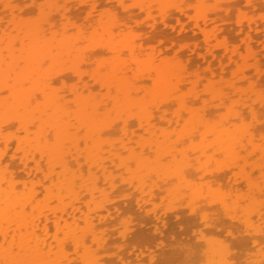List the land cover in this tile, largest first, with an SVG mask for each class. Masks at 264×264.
Returning a JSON list of instances; mask_svg holds the SVG:
<instances>
[{"label":"bare ground","instance_id":"obj_1","mask_svg":"<svg viewBox=\"0 0 264 264\" xmlns=\"http://www.w3.org/2000/svg\"><path fill=\"white\" fill-rule=\"evenodd\" d=\"M172 1H171V3H172ZM186 1L185 2L181 1V3H183V5L185 4L183 7L181 6L182 4L179 5V8L177 5L175 6V8L178 9L179 11L176 9L175 10L178 11V13L180 12L179 14L187 16L190 14V12H189V9L187 8L189 3H186ZM201 1H202L201 6H203L204 1L203 0H201ZM216 1H219V0H216ZM261 1H263V0H259V1H257V0H246V3L250 7L249 10H252V9L254 10V7L257 8L258 5L262 4ZM52 2L54 5L53 6L54 9L51 8V11H49L48 13H45V12L42 13V15H46V16H44V20H42V19L34 20L32 18V16L29 17V15H31V14H29V12H28V8L25 4V0H20V2H19V0H0V7L3 8V11H2L3 15L2 16H5L4 18L6 19L5 20L2 18V20L0 22V31H1V34H0L1 35L0 36L1 37V39H0V264H69V263L65 262L68 260V259L66 260V258L71 257V258H69L70 260L73 258L75 259L77 254H78V256H80L79 260H81L79 264H101V263H99L100 261L98 262V259H96L94 257V255L92 253V252H94V250H92V251L90 250L91 244L88 243V241L91 238H94L99 243H101V244L103 243V245H105L107 242H109V240H108L109 238H107L106 236L100 235L99 228L101 227L102 224L100 225V222L98 223V220L102 221V223L104 225L108 224L107 222L109 221L108 219H110V218L106 219L107 215H104L103 212L106 211L109 214V213H111V210H113V208H112L113 206L111 207V205H109V201L111 199V198L109 199V197H110V194L112 193L111 191H113L115 189V186L117 184H119V182H116L117 184L114 182L113 178L116 177V176L113 177L114 174L111 175L113 178L110 175H105L103 179L107 178V185L104 183V185L100 186V183L98 182V180L100 178L98 179V175L96 176V174L99 172L97 171L95 174L94 173L95 171L93 170L94 171V172L92 171L93 173L92 172L90 174H87V173H89V171H90L89 167L90 168L92 167L91 164L94 165L95 162L97 163L96 165H99V167H101L100 168L101 172L107 173V172H109V170H112V169H108V171H107L108 167L102 165V163H101L102 160H103V162H104V160H106L103 157L104 151H105V153L109 154V158L106 157L108 154L104 155L106 158L109 159V160L107 159L106 162L110 161V163H109L110 167L109 168H111V166H112L111 163H113V164H116V166L117 165L122 166L123 171H124V169H126V173L128 171L127 175L128 176L130 175L133 178L132 185L135 187L134 189L136 191L138 190L137 192H142L139 194H141V195L144 194V196H145L146 193L148 194V192L150 191V194L148 196L152 195L151 191L153 188L151 186H153V185L155 186V183H153L152 179H155L156 177L160 178V180H158L159 182L156 180L158 182V184L156 183L157 184L156 189L159 190L158 187L160 186L159 184H162L161 183V181H163L162 179L165 180V178L167 177L172 182L171 181L168 182L166 179V182L168 184V185L166 184L167 185L166 188H169L170 190L172 188V190L169 192L177 199L176 201H174V203H177V201L181 202L183 199H187L189 204H188V202L185 203V205L188 206V207H186V206L185 207L188 209H191L192 213L195 212V214H198L200 212V214H202V210H205L204 212L207 213L208 211H206L205 205H204V207L198 206V205H200V202H198V199H201L200 194H202L203 197L207 196V195H205V191H203L204 193L203 192L201 193V191H202L201 187L204 188L203 190H205L209 186L208 181H211V183H212V185L210 186L211 190L213 189V187H216V185L218 184L217 185L218 188H215L214 190H216V191L222 190L221 192H223L224 191L223 186L225 187V185L223 183H222V185L219 184L220 180H218V178H220L221 176L218 177L217 179L214 178L215 180H218L219 182L217 184H213V182L215 180L212 181L213 178L211 180L210 177L211 176L213 177L214 175H211L208 173L209 177H207V178L208 179L210 178V180L206 179L208 184H206V182H204L205 185H207V186L205 187L204 183L200 184V185L198 183H195V185L198 184L195 187L194 183H193L194 181L197 180L196 182H198V181L202 180L201 178H206V176H207L206 175L207 172L205 174H201V173H204V171H205V169H204L205 168L204 167L205 162L203 160V162H204L203 164L202 163H199V164L196 163L197 165L194 164V166H193V161H191V159L193 158L192 155L191 156L187 155V156L191 157L190 160H188L187 162H185V161L183 162V160L177 161L180 158L177 157L178 158L177 159L175 154L178 153L179 148H176V147L179 145L175 146L176 144H173L174 147L172 146V144L170 147L164 146V144H166V142H167V139H168L167 136L169 134H167V136L164 135L165 129L163 126H165V125L161 126L163 123L164 124L167 123L169 125L170 124L172 125V123L174 125V123H175V125H176L177 123H179L180 120H182V118H184L185 114L191 115V117H190V115L188 116V118H190V119L186 123H184L185 125L183 127L181 126L182 127L181 129H183V131H184L182 134H185V136H187V137H185V139L190 138L191 136L196 134V135L201 136V138H199V140L202 139V137L203 138L206 137V138H204V144L207 145L205 142V139L209 140L210 138H212V139H210L209 142H207V143H209V147L207 146L208 148H206L204 146V144H202V142H201V144L203 145V147H202L203 150H204V147H205V151H206V149H209L211 146V148H213L214 151H216L215 154L213 153L215 156H217V158H215V162L218 161V157H221V156H223V157H221L220 159L227 158L226 161L229 162V163L227 162L228 163L227 164L226 161H224L227 165H224V163H223L224 168H223V166H219L218 168H216L215 172H213L214 170L212 171L213 174L217 173V175H218L219 173H223L222 175L225 176L226 171L224 172L223 170L227 169L228 174H229V172H231V169L234 166H236L234 168H237L239 161L241 159L244 161L243 157L239 160L238 156L241 157L240 154L242 152L238 153V149H239V151H241L242 149L245 150V148H247L246 146H249L251 149L248 147V151L246 150V153L247 152L250 153V151L252 152L254 150H255L254 153L256 152L257 154L260 153V151H262V153H260V154L263 155V153H264L263 152L264 149L262 148L260 150V148H257L256 144L254 145V142H253V140L256 141L255 136L256 135L258 136L259 133L258 134L256 133L254 136L253 133L250 131V130H254V132H255V129L258 127V126L257 127L255 126L257 124H254L253 123L254 121H253L252 124H254V126L252 129H250L246 126H243V125L242 126L245 129L244 128L241 129V127L237 125L238 122L241 124H242V122H244L243 121L244 116H243L242 112L238 111L237 109L233 110V115H231V116L234 117V120H236V122L238 120L237 123L233 122L234 120L233 121L231 120V116H230V118L228 117L229 118L228 119L225 116V114H222V113L220 114L217 112V110H215V112H214V110H212V112H214V114H213L214 116L218 115V116H216L217 118L215 119V121L213 120L215 118L213 116L214 117L212 119L213 123L210 122L211 119L209 118V116H206V117L209 118L210 123L204 117L206 115V113L211 111V108H210L211 105L209 104V102H210L209 99H211V100L218 99L219 101L222 102V103L219 102V104L223 105L225 107L224 104H226V103L223 102L224 99L225 98L230 99L233 95L238 96L237 98H239V95H241L240 97L243 98V101L241 99L238 101H232L233 102L232 103L231 99L230 100L228 99L230 102L229 105L232 104L231 108H235V106L238 104L239 101H240V105H241V102H243L244 104L246 103L244 105V107H245L246 105H249L250 102H248V101H250V99H251L252 100L251 102H253V103L251 104V106L249 105L250 109H249V106L246 108V112H247V109H249V111L247 113H249V112L251 113V114L249 113L251 115V118H253V117L256 118L257 114L260 116V114L258 113L259 111H257L256 104H255L256 108L254 107L253 104L259 103L258 105L262 106V108H264V91L262 90V92H261V89H260L264 86L263 79H262L264 77V76L262 77V75L264 74L263 73L264 72V58H261L259 56H254V53L256 52L255 50H257V49L254 50V48H255L254 43H255L257 37L252 36L251 33L253 30H255L259 34L258 38L259 39L263 38V41H264V20H263L264 14L261 17L262 18L261 21H256L255 19L251 20L253 18L252 14L254 13L252 10L251 11L252 14H250V13L248 14V15H251L250 18L248 19V21L243 20V23L246 22V26H244L245 23H244V25L239 24V23H241V21L237 24L238 26H241V27H239L240 28V29H238L239 31L238 32L236 31V32L239 33L241 36H243V38H245L244 39L245 40V46L244 45L243 46L246 48H243V46H242V48H243L242 50L246 49L244 51L241 50L240 45H239L240 47H237L238 44H237V46L234 45L235 43L228 45L229 41L232 40L231 38H233V37L229 36V34L224 33V34L228 35L227 38H229L231 40H228V41L226 40L227 42L226 41L224 42L225 39H223V42L220 41L222 39L220 36L223 35L221 33L224 32V30L222 28L224 26V23L229 22V24H231V22L234 20V18L232 20V17L228 16V14L231 10L232 11L234 10V6H237L236 8H238L237 3L235 5L229 6V9L227 8L226 11L224 10L225 12L222 11L223 9L220 8L221 4H220V6L218 5L219 8L221 9L220 10L221 12L220 11L218 12L216 10L214 11V9L211 8L212 14L214 12L215 17L214 16L210 17V15H211L210 10H208V14H206V15H203V16L199 15L200 17L197 16L199 18V20L197 23L198 27L195 30L200 29L203 32V34L205 35V39L207 42L205 43L204 48L206 50L202 49L204 51V52L202 51L203 52L202 53L200 49L203 46L200 48L198 46L199 43H197L192 49L190 48L189 51L191 50V53L193 51L194 54L197 51L198 56H200L199 61L201 63L200 62L199 63L205 65L207 68V69L203 68V70L205 69V72L204 73L202 72L203 73L202 80H204L203 82L206 83L205 84L206 85L205 91L207 92V95L200 93V94H202L203 97H201V95L200 96L198 95L199 92L196 93L194 91L196 89L195 86H196L197 82H199V83L201 82V81H199L200 78L198 76L199 71L194 72L192 70L193 72H190V71L188 72V69L191 67V66H188V64H187L189 62H186V60H185V62H182L181 61L182 59H180V58H183V56H186V55H183L184 53H186L185 50H183V49H185L184 47L186 45L182 46L181 43L180 44L176 43L177 44V48H176L177 51H176L175 47H173V46L172 47L167 46L168 51L166 50V48H164L163 50H160L161 56H162V53L164 54V56H162L160 58V61H161L160 66L157 68V71L149 72L147 74V78H146L148 81L149 80L150 81L160 80V82L162 83V92H163L162 96H160V95L158 96V94H155L153 96V99H152L153 105L155 106L154 99L155 100L156 99H158V100L162 99V101L165 102V105H163L164 107L167 104L169 105V104H173L176 102L177 104H179V106L176 105V107L178 106L179 109L177 110L178 112L176 111V113H175L176 114L175 118L166 119L167 116L165 117V112H167V111L164 108L165 112L161 113L160 116L158 115V117H160L159 120L162 119L161 123L155 124V123H153V121H154L153 119H155V117H152L151 116L152 113L151 114L148 113L147 110L145 109L144 104L141 103L140 101H138V99H136L135 95H133L134 93L132 92V88H131L132 84L131 83L128 84V75H129L128 71L130 69L129 63H128V65L126 63H124L123 65H119L118 63H114V64L110 65V64H107L106 62H103L102 67L99 69L98 68H96V69L93 68V70H92V68L86 69V70H89V72H87V75H88L87 79H89V80L88 81H87V79L85 80V77L87 75H85L84 67L86 65L82 66V64L84 65V63H86V60L89 61V58H91V57H87V55H85L82 52V48L80 47L79 42L76 40L77 38L79 39V37L75 36L73 34V31H71L72 35L71 34H70V36L67 35L68 32H70L69 28L71 29V27H73L77 24V23H75L77 17L75 18L73 16V19L75 18L74 19L75 21L74 22L71 21L72 19L68 16L69 13H66L67 12L66 8L68 5L65 8L62 7V9L59 8V10H58V8H56V5H55L56 2H54V0H52ZM63 3H64V1H63ZM174 3L176 4V3H178V1H174ZM171 6H173V5H170V7ZM180 6L182 8H180ZM201 6H200V8H201ZM205 6H203L204 8H201L204 10L203 12L200 11L202 14L207 13V11L205 10ZM261 6H263V4ZM261 6H259V7H261ZM91 7L92 8H90V10H89L88 17H86L84 19L87 24L92 23L94 21L95 16H96L94 14L97 11L98 5H97V3H94ZM251 7H253V8L251 9ZM215 9H216V7H215ZM217 9H218V7H217ZM238 9L237 10L235 9V10L239 11L241 13V9H239V10ZM261 9H263V8H261ZM103 10L105 11L106 9H103ZM245 10H242V12ZM128 11H129V16H128L129 21L126 23L122 22L118 26L120 29L122 27L124 28V26H125L126 28H128L127 32L131 28V24L129 22L132 21V22L138 24V22L135 21L137 17L133 13H131L132 11H130V10H128ZM261 11H263V10H261ZM54 12H56V15L57 14L58 15L57 16L53 15ZM187 12H189V14ZM248 12H250V11H248ZM192 13L190 14V16L192 15ZM243 13H245V12H243ZM243 13H242V15H243ZM230 15L232 16L233 14H230ZM227 17L229 19L231 18L230 21H227L228 20ZM234 17H237V16H234ZM238 17H240V16L238 15ZM29 18H32V19H29ZM224 18H227V20H224ZM237 19H239V18H237ZM244 19H245V16H244ZM239 20H242V19H239ZM219 22L220 23L223 22L222 27L218 26L219 24L215 25L216 23H219ZM233 22H235V21H233ZM209 23H213V24H211V26H210ZM167 24H168L167 26L170 27L169 23H167ZM225 24H228V23H225ZM129 25H130V27H129ZM234 25L236 26V22ZM226 26L227 25H225V27H224L225 30H226V28H228ZM228 26L230 27V25H228ZM219 27H221L222 29ZM231 27H233V23H232ZM57 28L59 29L61 34H58ZM126 28L121 30V31H123L124 33H127V32H125ZM132 29H133V27H132ZM188 29H189V27L187 28V30L184 29L185 32L186 31L188 32ZM71 30H73V28ZM227 31H228V29L225 32H227ZM183 32L184 31L182 30V33ZM193 34L195 35V33H193ZM233 34H235V33L231 32L230 35H233ZM50 35H51V37H50ZM234 36H236V34ZM75 37H76V39H74ZM219 37H220V39H218ZM223 37H225V35ZM258 40L256 42H258ZM169 41H171V40H169ZM169 41H166V42H169ZM171 42H169V43H171ZM213 42L215 43V45L213 44ZM169 43H168V45H171ZM207 43L209 44V46L206 45ZM217 43H218V46H217ZM77 44H78V46H77ZM113 44L114 43L110 42V44L105 49H107L108 52H111V53L119 56L120 52H122V51H121L120 47H118L116 44L115 45H113ZM173 44L174 43L172 42V45ZM176 44H174V46ZM178 45L179 46L181 45L182 47L180 48ZM201 45H203V44H201ZM54 46H55V48H54ZM206 46H207V48H206ZM123 47H124V49H127L132 55H134L137 51L136 47L132 46V45H124ZM189 47H191V46H189ZM80 48H81V50H80ZM102 48H103V50H105L104 47H102ZM216 49H219V50H216ZM181 50H183V54H181L182 53ZM199 51H200V53H199ZM188 54H190V53H188ZM181 55H182V57H181ZM194 57L192 59H194ZM184 59H186V58L184 57ZM188 59H190V58H188ZM227 60H230V61H227ZM199 63H197V64H199ZM215 63L219 65V66L217 65L218 67H220L219 69L218 68L215 69V65H216ZM106 64L109 66H106ZM194 64H192V65H194ZM43 67H45V69ZM82 68L84 70H82ZM200 68L202 70V67H199V69ZM56 69H57V71H56ZM208 72L210 73V77L208 75L209 74ZM251 72H253L254 74L252 73L253 75H251L250 74ZM227 75H229L228 79L232 76L231 77L232 80H230V79L227 80L226 79ZM71 77L78 78L82 84H80L79 87L77 86L79 89H77L76 87L74 88V86L78 85V84H74V83H73L74 86L70 87L72 94L76 95V97H75V99L74 98L70 99V100H72V103L69 104L70 102L68 103V101H65L67 99L66 98L67 96H65L66 94L65 93H63L65 95H63L62 93L60 94L56 89L57 86H55V83L61 82V83L66 84V82H69V80H71ZM197 78H199V79H197ZM185 82H186V85L188 87H190V89H189L190 91H189V93L183 94V91L185 90L184 87H186V86H184ZM223 82L226 85L230 84L229 86L225 87V88H228V87L230 88L229 92L226 89H224V90L222 89L224 86L221 88V90H219L220 88L217 89V87L214 86L216 83H217L216 85H220V86L224 85ZM242 84H247V85H245V87L247 86L248 88L244 89L243 88L244 86L243 87L241 86ZM69 85L72 86V84H69ZM96 87H101L100 89H102V90L104 89V91H102L100 89L98 90V94L101 95L104 99L98 98L97 97L98 95L95 94V91L93 92V89H96ZM214 87L217 90H214L215 89ZM258 87H259V89H258ZM200 88H202V87H200ZM60 89L62 90V88H60ZM263 89H264V87H263ZM105 90L107 92H105ZM225 90L227 92H225ZM103 92H104V94H103ZM185 92H187V91H185ZM230 93H232V94H230ZM230 95H231V97H229ZM38 96L41 97V102H44L42 105V106H44L43 108L40 105V103L38 105H36L35 107H32L33 103L38 100ZM184 96H186V97L188 96V97L186 98ZM204 96H206V97H204ZM248 97H250V99ZM193 98L195 99L194 100L195 102H199V100H200V103H202V105L204 104L203 107H205V109H207L210 106L209 107L210 110L209 111L206 110V112L204 113V111L199 110L200 111L199 112V111H197L198 109L197 110L194 109L193 107H195V104L193 103L194 102ZM201 99L204 101L201 102ZM218 100H217V102H218ZM246 100L248 103L246 102ZM137 101H138V103H137ZM188 101L191 103L190 105L187 103ZM159 104L160 103L157 104V107ZM193 104H194V106H193ZM180 105H182V108H180ZM226 105H228V104H226ZM109 106H110V108H109ZM161 106H162V104H161ZM169 106H167V107H169ZM198 106L200 107V104ZM212 107H214V106H212ZM220 107H218V108L220 109ZM242 107H243V105H242ZM172 108L176 109L175 106L174 107L172 106ZM218 108L216 107V109H218ZM154 109H155V107H153V110ZM148 111L150 112V108ZM230 111H232V109ZM256 111H257V113H256ZM212 112L209 113V115H212ZM113 114H117V115L114 117ZM175 114L173 113V115H175ZM219 114L223 115L224 117L220 116ZM182 115H184V116H182ZM244 115H246V114H244ZM252 115H253V117H252ZM246 116H248V115H246ZM245 118H247V117H245ZM133 119H136V120H134L135 122H131V120H133ZM262 119H264V118H262ZM156 120L157 119H155V121ZM259 120H261V119H259ZM163 121H165V122H163ZM13 123L17 124V126H16L17 129L15 130L16 133L14 135L12 134L10 136L9 133H7L5 130H7L9 132L10 131L9 129L13 128V126L15 125ZM244 123H246V121ZM251 125H250V127H251ZM174 128H176V131L180 130V129H177L178 128L177 126L173 127L172 129L174 130ZM262 128H264V127L262 126ZM139 130H143L144 132L148 133L150 135V137L148 138L146 136L148 139L143 138L142 135H139ZM12 131L10 133H12ZM103 131H106V133L110 132L112 134H114V133L119 134L118 138L112 137V138H114V139H112L110 137L112 134L107 133L110 135L107 138V139H109L108 144H106L108 147H105V148H108L107 152L105 149H103L104 143H106V142L100 141V139H101L100 135ZM3 132H6V133H3ZM20 132L23 133L21 136H20ZM181 132H179V133H180L181 138H182L183 135L181 134ZM263 132H264V130H263ZM260 133H261V131H260ZM103 134H105V133H103ZM158 135H160V137H158ZM261 136L263 137V135H261ZM138 137H139V139H138ZM11 138L15 139L14 143L16 145L15 146L16 148H14L15 149L14 152L12 151L13 152L12 155H10L11 154L10 151L13 148L11 150H9L11 148L10 147ZM253 138H255V139H253ZM169 139H170V143H172L171 142L172 137ZM183 139H184V137L182 138V140ZM258 139L259 138H257V141L260 140V139L259 140ZM2 140H3V143L6 144L5 147H3L4 144L1 142ZM244 140L247 141V143H244ZM261 140H262V138H261ZM78 141L81 142V144L83 141L85 148H83L81 146L80 148H83V149L80 150L79 146L81 144H79ZM187 141H188V139H186V142ZM189 141H191V140H189ZM195 141L196 140H194V144L196 143ZM262 143L264 144L263 140H262ZM155 144H156V146L154 147ZM259 145H260V142L258 144V147H259ZM189 146H191V145H189ZM196 146H198V145H196ZM196 146H195V148H192V149L202 150V148L198 149V147L196 148ZM153 147L155 149H156V147H159L158 150L156 149V153L158 151H161L162 153H159L158 156H157V154H155V155L157 156L156 157L157 159L158 158L159 159L161 158L162 160L164 159L163 161L161 159L160 160L158 159L159 161H156L157 160L156 159V160H154L156 162H153V163H152V161L147 162V158H145L146 156L144 155V153L146 152V150L148 152L149 151L151 152V150H152L151 148H153ZM175 148L178 150H175ZM149 149H151V150H149ZM257 149L259 151H257ZM188 150H189V148H188ZM188 150H186V151H188ZM163 152L165 155L169 156L170 159L165 155L163 156L162 155ZM181 152L182 151H180L179 154ZM7 153H10L9 155L11 156V161L9 163L10 165L3 163L4 164L3 165L4 167H3L2 162H4L7 159V157L9 156V155H7ZM102 153H103V155H102ZM154 153H155V151H154ZM200 153L201 152H199V154ZM249 153H248V155H249ZM213 154H210V155H213ZM251 154H253V152L250 153V155ZM16 155H18L17 159L18 160L20 159L21 162L25 164L24 166H22L23 164H21L22 168L20 166V169L23 170L25 168L24 173L26 175L27 174L29 175L32 172L34 174V173L39 171L41 174L43 173L45 175L44 177H47V179H45L46 181L47 180L49 182L51 181V183H49V185L47 182L48 187L46 186L45 183L43 184V190H46L47 193L49 192L48 195H50V197L45 198V200L47 199V201H49V200L52 201L53 200L52 198L57 197V199H59V201H58L59 205H58L56 200H53L52 202L55 203V201H56L55 204H57V205L53 206L51 203L53 208H51V205H49L50 202H47V201H45V203H43L44 205L47 203V205L44 206L41 204L40 206H37V205H39L38 203L44 202V200L43 201L41 200V202H37V204L34 205L35 204L34 201H35V199H37L36 193H38L39 191L37 192V188H36V190L33 189V184H34V186H36V184H38V182L40 180L38 179L39 181H37V183H36L35 180H37V179L35 177V180L32 179L31 184L29 185L28 184L29 182H26V180L28 178H31V177L25 178L28 175L24 177V176H21V173H19L20 177H18L19 175L17 174V172H12V170L15 171V169H11V168H13V167H11V164H13V165L15 164V166H16L17 165L16 162H17L20 165V161H18L16 159ZM160 155L163 157H161ZM214 155H213V157H214ZM242 155H243V153H242ZM245 155L247 156V154H245ZM245 155H244V157L246 158ZM253 155H251V157L257 156L256 154H255V156H253ZM5 156H7V157H5ZM67 156H70L71 159L67 158ZM206 156H208V158H209L208 154H206ZM9 157L6 161H9ZM37 157H39V158H37ZM165 157H167L168 160H171V162L169 161L170 164H168V161H167V163L165 162V160H167ZM247 157H249V159H250V156H247ZM36 159H40V161H38ZM67 159H69L71 161H68ZM80 159L82 161L84 160V162H82L83 165H84V163H87V166L90 164L88 167L89 170L87 169V172H86L87 176L86 175L83 176L80 173V170L82 167L81 166L82 163H81ZM149 159H150V157H149ZM182 159H183V157H182ZM210 159H212V158L210 157ZM143 160H144V162L145 161L146 162L144 163ZM151 160H153V159H151ZM242 160L240 161L241 163H239V164H241L242 166H245V164L243 165V163H245L247 160L245 159V162H242ZM12 161H13V163H11ZM31 161L35 162L34 167H32L33 171L31 169V167L29 168V166H28L29 165L28 162H31ZM41 161L50 165L51 173H49L47 170L48 166L45 167L46 164L42 165ZM162 162H165L168 165L166 166V164L165 163L163 164ZM195 162H197V161H195ZM199 162H200V160H199ZM220 162L218 161L216 165H221ZM118 163H120V164H118ZM131 163L136 166V168H133V166H131L134 169L133 171L130 169ZM250 163L253 166H255L254 168H252L254 171V169L258 165L255 164V161L254 162L251 161ZM261 163L262 162H260V166H261ZM171 164H173V168L170 166ZM55 165L60 166L59 168H61L62 172L61 171L56 172V170L54 168ZM96 165H94V166L96 168H98ZM216 165L214 164V167ZM241 165H239V169L241 168L244 170V168L240 167ZM262 165H263V163H262ZM7 166H9V168L11 167L10 168L11 171L8 169ZM168 166H170L171 170L173 169V171L169 170ZM205 166L207 167L209 165H205ZM212 166H213V161H212ZM260 166H258V167H260ZM16 168H17L16 170L19 169V167H16ZM209 168H210V166L208 167V170H209ZM57 169H58V167H57ZM256 169L259 170V169H261V167L256 168ZM98 170H99V168H98ZM237 170H238V168H237ZM258 170H256V171L258 172ZM18 171H20V170H18ZM63 171H64V173H63ZM115 171H118V170L116 169ZM187 171H189V172H187ZM185 172H187L188 175L191 174L190 172L196 173L194 175H196V177L198 175L200 178L197 177L195 180L191 179L193 176L188 177L185 174ZM15 173L18 176H16ZM109 173H111V172H109ZM129 173H131V174H129ZM233 173L235 174L236 172H233ZM239 173L240 174L236 173L238 175V177H240L242 172H239ZM245 173H246V170H245ZM263 173H264V167L262 168V173L260 170V173L258 172V173H254V175H252L256 181L253 180L254 178L252 179L250 177L251 173H249V172L246 173V174H248L247 176H249V177L246 176V178H248V179H246V181L244 180L245 179L244 175L242 176L244 178L243 182L245 181V184H247L248 188L250 186L248 184H252V183H250V181L253 180V184H252L253 187L250 186V188H252V189L248 190V188H247V191L251 190V194H250L251 196H254L252 193H256V192H254L255 187L259 186L258 185L259 182H257L255 175L257 176V174H258V175L262 176V175H264ZM22 174H23V172H22ZM69 174H71V175H69ZM72 174H74L73 175L74 179L73 178H70V179L73 181L68 180L69 177L72 176ZM119 174L117 175V177L119 176ZM121 174H122V172H121ZM123 174H124V172H123ZM36 175H38V174H36ZM101 175L103 176V174H101ZM176 176L179 177L180 181H178V184L174 183L173 186H175V185L176 186L173 187L172 186V184H173L172 178H174V179L178 178ZM261 176H258V177H261ZM44 177L43 176L41 177L42 179L40 182L43 181ZM110 177L113 180H110L111 179ZM187 177L192 180L191 181L192 183L190 182V180L187 179ZM129 178L132 179L131 177H129ZM194 178H195V176H194ZM198 178H199V180H198ZM130 179H129V181H130ZM234 179H236V177H234ZM240 179L242 180L241 177H240ZM262 179H264V178H262ZM33 180H34V182H33ZM108 180H110V181H108ZM123 180L126 181L125 178H123ZM124 181H121V182H124ZM104 182H106V181H104ZM215 182H217V181H215ZM254 182H257L258 184L254 183ZM128 183L126 182L125 184H128ZM149 183H153V185L149 184ZM169 183L170 184L172 183L170 185L171 187H168ZM163 185L164 184H162L161 186H163ZM201 185H204V187ZM219 185L222 187H220ZM19 186L21 187L20 191H19V189H20ZM27 186H29V187H27ZM37 186H39V185H37ZM197 186H201V187H199L200 189H198ZM118 187H120V186H118ZM148 187H151V188H149L150 190H148V192H147L146 190L148 189ZM163 187L165 188V185ZM219 187L222 189H220ZM173 188H175V189H173ZM253 188H254V190H253ZM40 189H42V188H40ZM127 189H129V188H127ZM194 189H196V190H194ZM229 189L231 190L230 186H229ZM259 189H260V187H259ZM199 190H200V192H199ZM255 191H258L257 193L260 192L259 190H255ZM50 192L53 193V196H55V197H52V194H50ZM130 192H132V190H130ZM162 192H164V191H162ZM229 192L223 193L225 195H222V198L219 196L220 202L218 201L217 197H218V195H221V194H211L209 196L210 197L214 196L215 199L213 198L212 200H214V202H216V203L219 202L218 203V204H220L219 207L224 210L222 212H225L226 215H228V214L230 215V212H231V214L233 216H231L230 218L232 220H235V219H238L236 216V213H237L236 211L237 210L239 211V207H238V205H236L238 203L235 204V202H237L238 200L235 199L236 197L230 198V196H234V195H230L231 191H229ZM47 193H45V194L47 195ZM86 193L88 194V198H89V195H91L92 198L88 199L86 196L87 195ZM118 193H119V190H118ZM247 193H250V192H247ZM247 193L245 192L243 194V196H240V197L246 198ZM45 194H44V196L47 197L48 195L46 196ZM84 194H86V195H84ZM160 194H161V192H159V195ZM166 194L168 195L167 190H166ZM228 195H230V196H228ZM41 196H42L41 199H43L44 198L43 195H41ZM112 196H113V193H112ZM155 196H156V194H155ZM223 196L228 197L229 199L225 198ZM38 197H39V193H38ZM145 197H147V195ZM157 197H154V198H157ZM203 197H202V199H203ZM160 198H162V197H160ZM160 198H159V200H160ZM167 198H169V197H167ZM175 198H174V200H175ZM247 198H246V200H248V201L246 202V200H245V202L249 206V210L252 212V213L249 212V214L251 213L250 216L251 215L253 216V214L256 215L255 217L257 218V220H259L258 222L261 225V223L264 221L261 222L260 218L262 220V217H264V215L262 214L261 211H259V212H261V215H260V213L258 212V209L256 208L257 206H259V204L255 201V198L254 199H252L251 197H249L251 199H249V198L247 199ZM112 199H113V201L115 200L113 197H112ZM202 199H201V202L204 201V199H203V201H202ZM227 199H228V202L231 201L234 204H231L230 202H229L230 203L229 204L226 201ZM232 199L235 200V202H233ZM170 200H167V201H170ZM115 201H117V198ZM154 201H155V199H154ZM165 201H166V199H165ZM249 201H251V202L255 201V202H253V204L252 203L249 204ZM148 202H150V200ZM214 202H212V203H214ZM140 203H141V206L143 207L144 206V200L143 201L141 200ZM169 203L171 204V201ZM205 203H208V201ZM145 204H146V201H145ZM161 204H163V203H160L159 205H161ZM215 204H214V206H215ZM164 205H166V204L164 203ZM175 205L176 204H174V208H175ZM178 205H179V203H178ZM181 205H182V203H181ZM181 205H180V207L178 206L180 209H181V207H183ZM210 205H212V204H210ZM210 205H209V207H210ZM169 206L168 205L166 207L163 206V207H161V209L163 208V211H166V210H164V207L168 208ZM172 206H173V204H172ZM30 207H32V209ZM117 208L118 207H116L115 210ZM216 208H218V206ZM243 208L245 209V211H243V212L240 211L241 216L238 220H240L243 223V225L245 227L247 226V228H248L249 226H251V224H252L251 219L254 216L253 217L251 216V219H250L249 215H246V213L248 211L246 210L245 207H243ZM243 208L241 210H244ZM251 208H253V209H251ZM155 209H156V207H155ZM183 209H184V207H183ZM183 209H181V210H183ZM168 210H170V208H168ZM218 210H219V208H218ZM259 210H260V208H259ZM261 210L263 211V209H261ZM196 211H197V213H196ZM115 212H117V210ZM159 212H161V211H159ZM167 212L168 211H166V213ZM204 212H203V214L205 215ZM219 212H221V211H219ZM232 212L235 214H233ZM176 213H178V212H176ZM171 215H173V213ZM204 215L201 216V217H203L202 219H204V220L206 219L205 221H208L209 213L206 214V216L208 215L207 216L208 219L206 218V216L204 217ZM245 215L247 217H245ZM52 216H54V217H52ZM108 216L110 217V215H108ZM242 216H244L243 219H241ZM162 217H163V215H162ZM163 219H162V222L164 224H168V223L164 222ZM254 219L255 218H253L252 221ZM255 222H257L256 219H255ZM51 223L54 224L52 226H55V228H56L55 231L57 230L56 231L57 233L54 232L56 234L51 233L52 234L51 237L54 239V240L52 239L53 242H51L50 240L49 241L47 240V236H48L47 235V229L50 227ZM83 223H85L86 225H83ZM259 223H258V225H259ZM98 224L100 227H98ZM253 225H254V221H253ZM253 225H252V228L249 227L248 229L249 230L252 229V232L255 231L257 234L263 233L260 230L261 228L260 229L257 228L259 230L256 229V227H258V225L255 226V229H254ZM260 225H259V227H261ZM40 226H42L41 227L42 229H40ZM82 226H84V227H82ZM86 228H87V230H86ZM41 230L43 231V235L42 234L40 235L38 233ZM59 234L61 235L60 237H59ZM211 238L212 237L210 236V239ZM263 239H264V236H263ZM208 240H206V241L209 242V244H208L209 246L214 243L216 245L215 246L213 244L214 247H219L218 246V244H219L218 240L213 239L214 240L213 243H212L213 240L212 241L211 240L208 241ZM68 241L70 242V244L72 243L71 245H73V246H71V248L74 247L73 249L75 250V253H76V256L73 258H72V256H68V254L71 253L70 250L69 251L67 250L70 248L66 247L69 244V243H67V245H66V242H68ZM216 241L218 244H216ZM256 241H257V243L259 242L258 239H256ZM261 242H263V240H261ZM87 243H88V245H87ZM89 244H90V246H89ZM68 247H69V245H68ZM221 247H225V246H223V244H221L220 248ZM226 249H228V248L226 247ZM74 250H73V252H74ZM214 250H213V252H214ZM215 253H217L220 256V258H222L224 260V264H227L226 258L228 257V254H229L228 251H224V249L221 251H217V249H216ZM77 260H75V261L78 262ZM72 264H74V263H72Z\"/></svg>","mask_w":264,"mask_h":264},{"label":"rangeland","instance_id":"obj_2","mask_svg":"<svg viewBox=\"0 0 264 264\" xmlns=\"http://www.w3.org/2000/svg\"><path fill=\"white\" fill-rule=\"evenodd\" d=\"M63 1H64V3H63ZM63 1L62 0L61 1L60 0H54V2H56L55 3L56 8H58V10H59V8L62 9V7L65 8L68 5L67 8H66L67 9V12L66 13H69L68 16L72 19L71 21L74 22L75 21L74 19L77 17L76 18V22H75L77 24L75 26L71 27V29L73 28V30H71L69 28L70 32H68L69 30L67 29L68 30L67 31L68 34L67 33L66 34L70 36V34L72 35V32L71 31H73V34L75 36H78L79 37V39L78 38L76 39V37L74 39H76L79 42V45L82 48V52L85 55H87V57H91V58H89V61L86 60V63H84V65L82 64V66H85L86 65L85 66L86 68L84 67V69H85V71H84L85 72V75H87V72H89V70H86V69H91V68H92V70H93V68H95V69L98 68L99 69V68L102 67V65H103L102 63L103 62H106L107 64H110V65H112L114 63H118L119 65H123L124 63H126L128 65V63H129L130 64V69L128 71L129 72L128 73L129 74L128 75V84L129 83L132 84V87H131L132 88V92L134 93L133 95H135L136 99H138V101H140L141 103L144 104L145 109L147 110V112L150 113V114L152 113L151 114L152 117H155V119H157L156 121H155V119H153L154 120L153 123H155V124L161 123L162 119L159 120L160 117H158V115L160 116L161 113H164L165 112V109L167 111V112H165V117L167 116L166 119L175 118L176 117V114L175 113L179 109V107H178L179 104H177L176 102L173 103V104H169L171 107L168 104L164 107L163 105H165V102H163L162 99H160V100H158V99L155 100L154 99V101L156 103L154 102L155 106L153 105V101H152L153 96L155 94H158V96L159 95L162 96V93H163L162 92V83L160 82V80H157V81H150L149 80L148 81L146 78H147V74L149 72L157 71V68L160 66V63H161L160 58L162 56H164L163 53H162V56H161L160 50H163L164 48H166V50H167V48H168L167 46H170V47L173 46L176 49L177 48V44L176 43H179V44L181 43L182 46L183 45H186L184 47L185 49H183V50H185L186 53L183 54V50H181V52H182L181 54L186 55V56H183V58H180V59H182L181 60L182 62H185V60H186V62H189L187 64H188V66H191V67L188 69V72L189 71L190 72H193V71L194 72H196V71L198 72L199 71L198 72L199 73L198 76L200 78L199 81H201V82L200 83L197 82V84L195 86L196 89L194 88L195 89L194 91L196 93L199 92L198 95L199 96L201 95V97H203L202 94H200V93H203L204 95H207V92L205 91L206 90L205 89V86H206L205 84L206 83L203 82L204 80H202V75L205 72V69H207V68H206L205 65L200 64L201 63L199 61L200 60L199 59L200 56H198V54H197L198 52L197 51H196L195 54L193 53V51H192V53H191V50L189 51V49L190 48L192 49L197 43L200 44V45L198 44V46L200 48L203 46L200 49L201 52L203 51L202 49L206 50L204 48L205 47V43L207 42L206 39H205V35L203 34V32L200 29L199 30L198 29L195 30L198 27L197 26V23H198L199 18L197 16H199V15H201V16L206 15V14H208V10H210V12H211L210 17L211 16L213 17L214 16V12L212 14L211 8H213L214 11L216 10L218 12L221 9H223L222 11H224V10L226 11L227 8L229 9V6L235 5L237 3L238 4V8L241 9V13L239 11H236L238 8H236L237 6H234V10L233 11L231 10L229 12V14H228V16L232 17V20L234 18L233 21L236 22V26L234 25L235 22H233V21L231 22V24H229V22H225V23H228V24H225L224 23V26L223 27H222V23L223 22L216 23L215 25H218L219 24L218 26H221L223 28V30H224V32L221 33L223 35L220 36L222 38L220 41L223 42V39H225L224 40V42H225L226 40L228 41V40H231L232 39L231 41H229V44L228 45L235 43L234 45L237 46V44H238L237 47H240L241 46L240 48L242 50L243 48H246V47H244L245 46V40H244L245 38H243V36H241L239 33H237L239 31L238 29H240L239 27H241V26H238L237 24L241 21V23H239V24L244 25V23H245L244 26H246V22L243 23V20H245V21L247 20L248 21V19L251 16V15H248V14L249 13L252 14L251 11L253 10L252 8L254 7V6L251 7L252 10H249L250 7L246 3V0H219V1H216V0H203L204 1L203 2V6L206 5L205 6V10L207 11V13L202 14L200 11L203 12L204 10L201 9V8H204V7L201 6V2H202L201 0H187V1L186 0H181L182 2H185L186 1V3H189L190 5L188 4V7L187 8L189 9L190 14L193 12L191 16H190L189 12H187L189 15L186 16V15L179 14L180 13V12L178 13L179 10L175 8L176 5L178 6V8H179V5H181V4H182L181 5L182 7L185 5V4L183 5V3H181L180 0H173V1L172 0H63ZM171 1H172V3H171ZM174 1H178V3L175 4ZM257 1H259V0H257ZM19 2H20V0H19ZM261 2L263 4V6H264V0L261 1ZM94 3H97V5H98L97 11L94 14L96 16H95V19H94V21L92 23H88L87 24L84 19L86 17H88L89 10H90V8H92L91 6ZM25 4H26V6L28 8L29 14H31V15L28 14L29 17L32 16V18L34 20H38V19L44 20V16H46V15H42V13L43 12L48 13L49 11H51V8L54 9L53 8L54 5H53L52 0H25ZM220 4H221V6H220ZM170 5H173V6L170 7ZM218 5L220 6L221 9L219 8ZM261 5H258L257 8L254 7V10H253L254 13L252 14V17L253 18L251 20H254L255 19L256 21H261V19H262L261 17L264 14V12H263L264 11V7L261 6ZM181 6H180V8H182ZM200 6H201V8H200ZM259 6H261V7H259ZM215 7H216V9H215ZM217 7H218V9H217ZM261 8H263V9H261ZM103 9H106V10L104 11ZM175 9L178 10V11H176ZM260 9L263 10V11H261ZM128 10L132 11L131 13H133L137 17L135 21H137L138 24H136V23H134L132 21H131L132 23L129 22L131 24V28L127 32L128 28H126L124 26V28L122 27L120 29L118 26L122 22L123 23H126V22L129 21V17H128L129 16V11ZM242 10H245V11H243L245 13H243ZM0 11H1L0 12L1 13L0 14V22H1L2 18L5 19L4 18L5 16H2L3 15V12H2L3 11V8L2 7H0ZM248 11H250V12H248ZM242 13H243V15H242ZM230 14H233V15L231 16ZM237 14L241 18L238 17ZM53 15L57 16L58 14L56 15V12H54ZM73 16L75 17L74 19H73ZM234 16H237V17H234ZM244 16H245V19H244ZM32 18H29V19H32ZM227 18H224V20H227ZM237 18L242 19V20H239ZM230 19L228 18L227 21H230ZM263 20H264V16H263ZM167 23H169V26L170 27L167 26L168 25ZM232 23H233V27H231ZM209 24L211 26V24H213V23H209ZM225 25H227L226 27H228V28H226V30L228 29V31L230 30L232 33L234 32L236 34V36H234L235 34L230 35L231 34L230 31L229 32L228 31L225 32L226 31L224 29ZM228 25H230L231 28ZM129 27H130V25H129ZM132 27H133V29H132ZM188 27H189L188 32L187 31L185 32L184 29L187 30ZM221 27H219V28H221ZM125 28H126V31L125 32H127V33H124L123 31H121V30H123ZM182 30L184 31L183 33H182ZM57 31H58V34H61V32L59 31L58 28H57ZM165 33L167 35L168 34L169 35L167 36ZM193 33H195V35ZM224 33L229 34V36H231L233 38H231V37H230L231 39L227 38L228 35H226ZM0 34H1V31H0ZM251 34H252V36L257 37L256 38V41L259 39L258 38L259 34L255 30H253ZM224 35H225V37H223ZM50 37H51V35H50ZM220 37L218 39H220ZM0 39H1V37H0ZM169 40H171L176 45L175 46H174V44L172 45V42L169 41ZM166 41H169L171 43L166 42ZM256 41H255V43L257 45L254 43V47L255 48L253 47L254 50L257 49V50H255L256 52L254 51L255 52L254 53V56H259L261 58H264V41H263V38L262 39H259L258 42H256ZM110 42L111 43H114L113 45L116 44L118 47H120V49H121L122 52H120V55L119 56H117L116 54H113L111 52H108V50L105 49L110 44ZM168 43L171 44V45H168ZM201 44H203V45H201ZM213 44L215 45L214 42H213ZM124 45H132V46H135L136 47V50H137L136 53L134 55H132L127 49H124V47H123ZM181 45L180 46L178 45V46L181 48L182 47ZM206 45L209 46L208 43ZM77 46H78V44H77ZM189 46H191V47H189ZM207 46H206V48H207ZM217 46H218V43H217ZM242 46H243V48H242ZM102 47H104L105 50H103ZM54 48H55V46H54ZM81 48H80V50H81ZM216 50H219V49H216ZM244 50H246V49H244ZM244 50H242V51H244ZM176 51H177V49H176ZM188 53H190V54H188ZM199 53H200V51H199ZM192 56L193 57L195 56L194 59H192L193 58ZM181 57H182V55H181ZM184 57L186 59H184ZM187 57L190 58V59H188ZM227 61H230V60H227ZM197 63H199V64H197ZM107 64H106V66H109ZM192 64H194V65H192ZM217 65L218 64L215 65V69L216 68H218V69L220 68V67H218L219 65L218 66ZM198 66L199 67H202V70H201V68L199 69ZM43 68L45 69V67H43ZM203 68H205V69L203 70ZM84 69L82 68V70H84ZM56 71H57V69H56ZM252 73L253 72H251L250 74L253 75L254 73L253 74ZM208 75L210 77V73ZM263 76H264V74L262 75V77ZM228 77H229V75H227V77H226L227 80H229V79L232 80V78H231L232 76L229 79H228ZM87 78H88V75L85 77V80ZM199 78H197V79H199ZM262 79H263V84H264V77ZM88 80L89 79H87V81ZM73 83L74 84H78V85L74 86ZM69 84H72V86L69 85ZM80 84H82V83L80 82V80L78 78L71 77V80H69V82H66V84L59 82V83H55V86H57L56 89H57V91L60 94L61 93L62 94L65 93L66 94V95L63 94L65 96H67L66 97L67 99L65 98L66 99L65 101H68V103L70 102L69 104H71L72 103V100H70V99H73V98L75 99L76 95H73L72 94V92L70 90V87H73L74 86V88L76 87L77 89H79L78 87L80 86ZM216 84L214 86L217 87V89L220 88L219 90H221V88L224 86L222 89L223 90L226 89L229 92L230 88L229 87L228 88H225V87L229 86L230 84L229 85H226V84H224V82H223L224 85H221V86L220 85H216ZM245 85H247V84H242L241 86L242 87L244 86L243 87L244 89L245 88H248L247 86L245 87ZM184 86H186V87H184L185 88L184 91L182 90L183 91V94L189 93L190 87H188L186 85V82H185ZM59 87L62 88V90ZM200 87H202V88H200ZM263 87L260 88L261 89V92H262V90L264 91ZM100 88L101 87H96V89H93V92L95 91V94L98 95L97 96L98 98H103L101 95L98 94V90ZM217 89L215 88L214 90H217ZM258 89H259V87H258ZM100 90H102V89H100ZM226 90H225V92H227ZM102 91H104V89ZM185 91H187V92H185ZM105 92H107V91L105 90ZM103 94H104V92H103ZM230 94H232V93H230ZM240 96L241 95H239V98H237L238 96H236V95L235 96L233 95L232 97L230 95L229 97H231L230 98L231 99V102L232 101H238V100H241V99L243 101V98L240 97ZM184 97H186V96H184ZM204 97H206V96H204ZM250 97H248V98L250 99ZM228 99L229 98H225L224 101H223L224 103L228 104V105L224 104L225 107L223 105H220L219 104V102L220 103H222V102L219 101L218 99H215V100L209 99L210 100L209 104L211 105V107L210 106L209 107L211 108V111L208 112V113H206V115L204 114L205 115L204 117L206 118V120L209 122V118H210L211 119L210 122H212L213 120L215 121V119L217 118L216 116H218V115H216V116L213 115L214 112H215V110H217V112L220 113V114L221 113L222 114H225V116L227 118L228 117L230 118V116L233 115V110H236L237 109L238 111L242 112L244 118L247 117L245 119L243 118V121L244 122L246 121V123L242 122V124H241L237 120V122L239 123L238 124L236 122V120H234V117L233 116H231V120L232 121L234 120L233 122H236L237 125L241 127V129L244 128L243 126H246V127L250 128V129H252L253 126H254V124H257V125H255L256 127L258 126L257 128L255 127L256 128L255 129V132H254V130H250L253 133L254 136H255L256 133L257 134L259 133L258 136L257 135L255 136L256 139L253 138V139L256 140V141L253 140V142H254V145L256 144L257 148H260V150L262 148L264 149V144L262 143V140L264 142V132H263L264 128H262V126L264 127V121H263L264 119H262V118H264V108H262V106H259L258 105L259 103L258 104L257 103H254L253 105L255 107V104H256L257 111H259L258 113L260 114V116L257 114L258 117L256 116V118H254L253 115H252L253 118H251V115H250L251 113L250 112H249L250 114L247 113L249 111V109H250L251 104L253 103V102H251L252 101L251 99H250V101H248V102H250L249 103L250 106L249 105H246L244 107V105L246 103L244 104L243 102H241V105H240V101H239L238 104L235 106V108H231L232 107L231 106L232 104L229 105L230 104V102H229L230 99L229 100ZM194 100L195 99L193 98V101ZM217 100H218V102H217ZM138 101H137V103H138ZM189 101L187 103L190 105L191 103ZM203 101L204 100L201 99V102H203ZM246 102H247V100H246ZM39 103H40L41 106L44 103V102H41V97L40 96H38V100L33 103V106L32 107H35ZM158 103H160V104L157 107V104ZM193 103L195 104V107H196V108L195 107H193V108L196 109V110L198 109L197 111L200 110V111H204V113H205L206 110H208V111L210 110L209 107L207 109H205V107H203L204 104L202 105V103H200V100H199V102H195L194 101ZM161 104H162L163 107L161 106ZM194 104H193V106H194ZM199 104H200V107L198 106ZM176 105H178V106L176 107ZM242 105H243V107H242ZM167 106H169V107H167ZM172 106L173 107L175 106L176 109L172 108ZM212 106H214L215 108L212 107ZM248 106H249V109H247V112H246V108ZM43 107L44 106H42V108ZM153 107H155L154 110H153ZM216 107L217 108L220 107V109L218 108L219 109L218 110V109H216ZM109 108H110V106H109ZM149 108H150V112L148 111ZM180 108H182V105H180ZM231 109H232V111H230ZM212 110H214V112H212ZM257 111H256V113H257ZM211 112H212V115H209V113H211ZM173 113L175 115H173ZM244 114L248 115L249 117L246 116V115H244ZM116 115L117 114H113L114 117ZM189 115L188 114H185V116L182 115V116H184V118H182L183 121L182 120L179 121L180 124L177 123L175 125V123H174V125H173V123H172V125L171 124L169 125L167 123H165V124L163 123L161 125V126L165 125V126H163L164 129H165V134L164 135L167 136V134H169L170 136L169 135L167 136L168 139L172 137V139H171V142L172 143H170V139L169 140L167 139V142H166V144H164V146L170 147L171 144H172V146L174 147L173 144H176L175 146L179 145V146L176 147V148H179V150L175 148V150H178V153L175 154L176 155V158L177 157L180 158L179 160H177L178 159L177 158L176 159L177 161L183 160V162L184 161L187 162L191 158L189 156L192 155V157H193L192 159L193 160L191 159V161H193V166L196 163L197 164H199V163H202L203 164L205 162L204 163V167H205L204 169H205V171H204V173H201V174H205L207 172L206 178H201L202 180L196 182L197 180L196 181H194V180L197 177H199L198 175H197V177H196V175H194L196 173L190 172L192 175L191 174L188 175L187 172H189V171H187V172H185V174L188 177L189 176H191V177L193 176L192 178L191 177L190 178L191 179H194L193 180L194 181L193 183H194V186L195 187H196V185L203 184L204 182H206V184L209 183L208 184L209 185L208 188H206L205 190H203L204 188L201 187V186L204 187L205 183H204V185L197 186L198 189H200L199 187H201V190H202L201 193L203 191H205V195H207V196L203 197V195L200 194L201 199H202V197L204 199V201L202 199V201L204 203L201 202V199H198V202H200V205H198V206L204 207V205H205L206 211H208L207 213H209V217H208L209 219L207 218L208 215L206 216L207 213L204 212L205 210H202V209L201 210H202V214H203V212L205 213V215L204 214L203 215H204V217L206 216V218L208 219V221H205L206 219L205 220L202 219L203 217H201V216H203V215L200 214V212L198 213L199 214L198 215V214H195V212L192 213L191 209L186 208V207H188V206L185 205V203L188 202L187 199H183L181 202L177 201V203H174V201H176L177 199L169 192V191L172 190V188H171V190L169 188H166L167 185H168L167 182H166V179H167L168 182L171 181L167 177L165 178V180L162 179L163 181H161V183L165 185V188L163 187L164 185L161 186L162 184H159L160 186L158 185L159 186L158 188L160 190L159 191L156 188H157V184L159 182L158 180H160V178H157L155 176L156 178L155 179H152V180H153V183H155V186L156 187L153 185V183H149V184H152L153 185L151 187L154 190L152 189V191H151L152 195L148 196L150 194V191L148 192V190H150L149 188H151V187H148V189L146 190L148 192V194L146 193L147 197H145L146 195L144 196V194H142V195L139 194V193H142V192H137L138 190L136 191L134 189L135 187L132 185L133 178H132V176H130V175L128 176L127 175L128 174V171L126 173V169H124V171H123V169H122L123 167L122 166H119V165L116 166V164H113V163H111V165L113 167L111 166V168H109L110 167V165H109L110 161L109 162H106V160L109 158V154L108 153H105V151H104V155H107L108 154L106 156L108 158H106L103 155V153H102L103 157L106 160H104V162L102 160L101 163H102V165L108 167L107 168V171H108V169H112V170H109V172H111V173H109V172H107V173L101 172L100 171V168L101 167H99V165H96L97 164L96 162L95 163L93 162V163H94V165H96L99 168V170H98V168H96L92 164H91V166H92L91 168L89 167L90 164L87 166V163H84V165H83L82 162H84V160L82 161L80 159L81 160V163H82L81 166L83 167V168L81 167V170L83 169L82 170L83 172L80 170V173L83 176L84 175L87 176V174H90L94 170L95 172L94 171L93 172L95 174H96L97 171L99 172V173L96 174V176L98 175V179L100 178L98 180V182L100 183V186L104 185V183L107 185V178L103 179L105 175H110L111 176V175L114 174L113 177L114 176H116V177L113 178L111 176L114 179V182L115 183L116 182H119V184L116 183L117 185L115 186V189L113 191H111L113 193V196H112V193L111 194L109 193L110 194L109 199L110 198L112 199V197H113L116 200V198H117V201H115V200L113 201V199L112 200L110 199L111 202L109 201V205H111V207L113 206L112 207L113 210H111V213H109V214L106 211L103 212L104 215H107V218L106 219L110 218V219H108L110 222L107 220L108 221L107 222L108 224H105L104 225L102 223V221L98 220V223L100 222V225L102 224L101 227L98 224V227H100L99 228L100 235L101 236H106L107 238H109L108 239L109 242H107L105 245H103V243L102 244L99 243L94 238H91L90 237L91 239L90 238H89L90 240L88 239L89 240L88 243L91 244V246L89 244V246L91 247L90 250L91 251L94 250L95 253L94 252H92V253H93L94 257L96 259H98V262L100 261L99 263H101V264H224V260L222 258H220V256L217 253H215L216 249H217V251H221V250L224 249V251H228L229 252L228 257L226 258L227 264H264V239H263V236H264V222H262V221H264L263 220L264 217L261 216L262 217V220L260 218V221L262 223L260 225V223L258 222L259 220H257V218L255 217L256 215L253 214L254 217L251 215L257 221V222H255V219H254L253 220L254 221V225H253V221H252L253 218L251 219V216H250V214L252 212L249 210V206L246 204V202L248 201V200H246V198L251 194V190L250 191H247L248 186H247V184H245L246 179H248V178H246V176L248 175V174H246L247 172L251 173L250 177L252 179L254 178L252 176V175H254V173H258V172L260 173V170H261V173H262V168L264 167V156H263L264 153L262 155V154H260V153H262V151H260V153L257 154L256 152L254 153V151H255L254 150V151H252L254 155L253 154H251V155L255 156V154H256L257 156L251 157V155H250V153H252L251 151H250V153L249 152L246 153V150L248 151V147L249 146H246L247 148H245V150L242 149L241 151H239V149H238V153H240V152L243 153V155H242V153L240 154L241 157L238 156L239 160L242 157L244 158V161L241 159L242 162H245V159L247 160L245 163H243V165L245 164V166H242L241 164H239V163H241L240 162L241 160H240L239 163H238V166H237L238 170H237V168H234V167H236V166H234L231 169V172H229V174L231 173L230 175L228 174L227 169L226 170H223L224 172L226 171V174L224 173L225 176L222 175L223 173H219L220 174V175L218 174L219 176L217 175V173H214L213 174V172H215L216 168H218L219 166H223V163H224V165H227L229 162L226 161L227 158L220 159L221 157H223V156H221V157H218V161L219 162L221 161L220 162L221 165H216L217 162H218V161L215 162V158H217V156H215L214 154L216 153V151H214V149L211 148V146H210L211 149L209 148V149H206V151H205V147L206 148L209 147V143H207V142H209L210 139H212V138H210L209 140L208 139H205V142L207 144V145H205L204 144V138H206V137H204V138L202 137V139H200L201 140L200 141L199 138H201V136L194 134L190 138H186V139H188V141L186 142L185 137H187V136H185V134H182L184 131L181 128L185 125L184 123H186L190 119V118H188ZM206 116H209V118L206 117ZM220 116H223V115H220ZM190 117H191V115H190ZM259 119H261V120H259ZM134 120H136V119L131 120V122H135ZM163 122H165V121H163ZM252 122L254 124H252ZM13 124H15V125L13 126V128L9 129L10 130L9 132L7 130H5L7 133H9L10 136L12 134L14 135L16 133L15 130L17 129V127H16L17 124L16 123H13ZM249 124L250 125L252 124L251 127H250ZM176 126L178 127L177 129H180L179 131L178 130L176 131V128H174V130L172 129L173 127H176ZM11 131H12V133H10ZM260 131H261V133H260ZM6 132H3V133H6ZM179 132H181V134L183 135L182 136V138L184 137L183 140H182L181 135H180ZM103 133H105V134H103ZM107 133H110V132H107ZM107 133H106V131H103L101 133V135H100L101 136L100 137L101 138L100 141H105L106 142V143H104V147H103V149H105L106 152L108 151V148H105V147H108L106 144H108V140H109L107 138L110 136ZM22 134L23 133L20 132V136ZM110 134H112V133H110ZM147 134L148 133L144 132L143 130H139V135H142L143 138L148 139L150 137V135L149 134L147 135ZM261 135H263V137ZM110 137L111 138L112 137L118 138L119 137V134L114 133ZM139 137H138V139H139ZM158 137H160V135H158ZM114 138H112V139H114ZM257 138H259L260 140L258 139L259 141H257ZM261 138H262V140H261ZM189 140H191V141H189ZM194 140H196L195 141L196 142L195 144H194ZM14 141H15V139L14 138H11V140H10V147L11 148L9 150H11L12 148L13 149L10 151L11 154L10 153H7V155H9V154L12 155L13 154V152L15 150L14 148H16L15 147L16 145H15ZM1 142L3 143V140ZM201 142L205 146L204 147V150L202 148L203 145L201 144ZM259 142H260V145L262 144L261 145L262 147L260 145L258 147ZM244 143H247V141L244 140ZM79 144H81V142H79ZM5 145L6 144H4L3 147H5ZM189 145H191V146H189ZM196 145H198V146H196ZM81 146L83 148H85V145H84L83 141H82V144L79 146V148ZM155 146H156V144L154 145V147ZM195 146H196V148L198 147V149H201L202 148V150L192 149V148H195ZM83 148H80V150H82ZM153 148H151L152 150L149 149V150H151V152L150 151L148 152L146 150V152L144 153V155L146 156L145 158H147V162H151L152 161V163H153V162L159 161L161 159V158L160 159L158 158L159 159L158 160L156 158L159 153H162L161 151H158L156 153V149L158 150L159 147H156V149L155 148L153 149ZM188 148H189V150H188ZM186 150H188V151H186ZM154 151H155V153H154ZM180 151H182V152L179 154ZM257 151H259V150L257 149ZM199 152H201V153L199 154ZM263 152H264V150H263ZM244 153L247 154V156H250V159ZM248 153H249V155H248ZM155 154H157V156ZM206 154L209 155V158H208V156H206ZM210 154H213L214 157H213V155H210ZM162 155L163 156L165 155L164 152H163ZM187 155H189V156H187ZM244 155L246 156V158L244 157ZM163 156H161V157H163ZM165 156H167V155H165ZM5 157H7V156H5ZM8 157H7V159H8ZM17 157H18V155H16V159H17ZM149 157H150V159H149ZM167 157L170 159L169 156H167ZM167 157H165L167 159V160H165V162L167 163V161H168V164H170L169 161L171 162V160H168ZM182 157H183V159H182ZM210 157L212 159H210ZM37 158H39V157H37ZM67 158L71 159L70 156H67ZM40 159H36V160L40 161ZM69 159H67V160L68 161H71ZM151 159H153V160H151ZM6 160L4 162H2V166L4 164L10 165L9 163L11 161V156L9 157V161H6ZM144 160H143V162H144ZM154 160H156V161H154ZM199 160H200V162H199ZM203 160H204V162H203ZM18 161H20V165L17 162H16V164H17L16 166H15V164L14 165L11 164V167H13V168H11V167L10 168L11 169H15V171L12 170V172H17L18 175H19V173H21V176H24V177L27 176L28 174L26 175L24 173V171H25L24 169L25 168L23 170L20 169L21 164H23L22 166H24L25 164L22 163L20 159ZM195 161H197V162H195ZM212 161H213V166H212ZM224 161H226V163L227 162L228 163L226 164ZM251 161H253V162L255 161V164L258 165V166H260V162H262L263 165L261 163V166H260L261 169H259V170L256 169V168H260V167L256 166V168L253 171L252 168H254L255 166H253L250 163ZM41 162H42V165L43 164H46L45 167L48 166L47 167L48 168L47 170H48L49 173H51V167H50V165H48L47 163H45L43 161H41ZM165 162H162V163L164 164ZM11 163H13V161ZM28 164H29L28 165L29 168L31 167V169H32V167H34L35 162L34 161H31V162H28ZM118 164H120V163H118ZM168 164H166V166ZM214 164L216 165L215 167H214ZM205 165H209L210 166L209 170H208V167L209 166L206 167ZM239 165H241L240 167L244 168V170L241 169V168H240L241 169L240 170L239 169ZM246 165L247 166L249 165V166L247 167ZM22 166H21V168H22ZM56 166L57 165L54 166L56 172L61 171V168H59L60 166H57L58 169H57ZM131 166H133V168H136V166L131 163L130 164V169L132 171L134 169ZM170 166L173 168V164H171ZM170 166H168L169 167V170H171V167ZM7 167L11 171V169L9 168V166H7ZM16 167H19L18 170H20V171L16 170L17 169ZM88 167H89L90 171H89V173L86 174ZM223 168H224V166H223ZM116 169L119 172L118 171H115ZM245 170H246V173H245ZM256 170H258V172ZM21 171L23 172V174H22ZM32 171H33V169H32ZM120 171L122 172V174H121ZM171 171H173V169ZM123 172H124V174H123ZM233 172H236L238 174H240L239 172H242L241 175H240V177L242 178V180L240 179V177H238V175L236 173L234 174ZM63 173H64V171H63ZM208 173L211 174V175H214V176L216 175L215 177L214 176L212 177L210 175L211 176L210 177L211 180L213 178L212 181H214L215 179H217L218 177L221 176L220 178H218V180H220V182L221 181L222 182L220 183L218 180H215L217 182L214 181L215 183L213 182V184H217L219 182V184L222 185V183H223L225 185V187L223 186L224 191L225 192L231 191V194L230 195H234V196H230V195H228V196H230V198H232V197L235 198L236 197L235 199L238 200L237 202H235V200L232 199V201L235 202V204L238 203V204H236L239 207V211L238 210L236 211L237 212L236 213L237 218L238 219L240 218L241 212L245 211V209L243 207H245L246 210L248 211L246 213V215H249V217L251 219V222H252L251 226H249V227L252 228V225H253V227L255 229V226L258 225V223H259V225L261 227H259V225H258V227H256V229L257 228H259V229L261 228L260 230H261V232H263L262 234H257L255 231L252 232V229L249 230L248 229L249 227L248 228H247V226L245 227L243 225V223L240 220H238V219L232 220L230 218L231 216H233L231 214V212H230V215L229 214L226 215L225 212H222L224 210L221 209L219 207L220 204H218L220 202L219 196L222 198V195H225V194H223L225 192L224 191L221 192L222 190L221 191L214 190L215 188H218L217 187L218 184L216 185V187H213V189L211 190L210 186L212 185V183H211V181H208V183H207V180H206V179H208L207 177H209V174ZM36 174H38V175H36ZM42 174L39 171L36 172V173H34V174L32 172L27 177H25V178L31 177V178H28L29 180L27 179L26 182H29L28 184L30 185L32 179L35 180V177H36L37 180H35V181L37 183V181H39V180L41 181V179H42L41 177L42 176L43 177L45 176L44 174L43 175ZM101 174H103V176ZM118 174H119V176L117 177ZM129 174H131V173H129ZM15 175H16V173H15ZM18 175H16V176H18ZM69 175H71V174H69ZM73 175L74 174H72V176ZM243 175H244V178L245 179L242 177ZM72 176H70L68 180H71L70 178H73L74 179V176L73 177ZM194 176H195V178H194ZM258 176H261V175H258V174H257V176L255 175V177L257 179V182H259V184L257 182H254V183H256V184L259 185L258 187L257 186L255 187V190H259L260 192L257 193L258 191H255L254 188H253L254 192H256V193H252L254 196H251L250 195L249 197H251L252 199L255 198V201L259 204V206H257L258 204L256 205L257 206L256 208L258 209V212L261 211L262 214L264 215V179H262V178H264V175L261 176L262 178L261 177H258ZM18 177H20V175ZM129 177H131L132 179H130ZM176 177H178V176H176ZM188 177H187V179L190 180V182H191L192 180L189 179ZM234 177H236V179H234ZM247 177H249V176H247ZM112 178L110 180H113ZM123 178H125L126 181H124ZM199 178H198V180H199ZM210 178L208 180H210ZM45 179H47V177H44V179H43L44 182L42 181L43 183L39 181L40 183L38 182V184H36V186H34V184L32 183L33 184V189L36 190V188H37V192L39 191L38 192L39 193V197H38V193L35 192L36 193V196H37L36 197L37 199H35V201H34L35 204L33 203L34 205H36L37 202H41V200L42 201L44 200V202L38 203L39 205H37V206H40L41 204L44 205L43 203H45V201H47V199L45 200V198L50 197V195H48L49 192L47 193L46 190H43V184L45 183L46 186L48 187V185H49V183H51V181L49 182L48 180L46 181ZM129 179H130V181H129ZM175 179L172 178V180H173V184L171 183L172 186L174 185V183H177L178 184V181H180L179 180V177L178 178H175ZM243 179L245 180L244 182H243ZM34 180H33V182H34ZM103 180L106 181V182H104ZM110 180H108V181H110ZM253 180L256 181L255 178ZM253 180L250 181V183L253 184ZM71 181H73V180H71ZM121 181H124V182H121ZM47 182H48V185H47ZM126 182L127 183L129 182V183L128 184H125ZM195 183H198V184L195 185ZM171 184L169 183V186L168 187H171L170 186ZM252 184H248V185H250L251 187H253ZM37 185H39V186H37ZM118 186H120V187H118ZM175 186H173V187H175ZM206 186L207 185H205V187ZM229 186H230L231 190L229 189ZM250 186H249L248 190L249 189H252V188H250ZM27 187H29V186H27ZM220 187H222V186H220ZM259 187H260L261 190L259 189ZM40 188H42V189H40ZM127 188H129V189H127ZM173 189H175V188H173ZM196 189H194V190H196ZM220 189H222V188H220ZM20 190H21V187H20L19 191ZM118 190H119V193H118ZM130 190H132V192H130ZM161 190L164 191L165 193L162 192ZM166 190H167L168 195L166 194ZM159 192H161L160 195H159ZM199 192H200V190H199ZM245 192L246 193L247 192H250V193H247L246 194L247 195L246 198H244V197L241 198L240 196H243V194ZM43 193L44 194L47 193L48 196L45 194L47 196V197H45ZM154 193L156 194V196H155ZM50 194H52V197H55V196H53V193L50 192ZM86 194H84V195H86ZM211 194H221V195H218V197H217V199H218L219 202H217V203L214 202V200H212L214 198V196L213 197L211 196L212 198L209 196ZM41 195H43V197H44L43 199H41V197H42ZM86 196L88 198V194ZM154 197H157V198H154ZM160 197H162L163 199L160 198ZM167 197H169L171 200L169 198H167ZM223 197H225V196H223ZM55 198H52V199L53 200H56L57 203H58L59 199H57V197H55ZM90 198H92L91 195H89V198L88 199H90ZM159 198H160V200H159ZM164 198L166 199V201L167 200H170L171 201V204L169 203L170 201H167L166 202ZM174 198H175V200H174ZM225 198H228V197H225ZM251 198H249V199H251ZM154 199H155V201H154ZM228 199L226 200L227 202H228ZM141 200L142 201L144 200V206L143 207L141 206V203H140ZM149 200H150V202H148ZM245 200H246V202H245ZM52 201L49 200L47 202H50L49 205H51V203H52L53 206L54 205H57V204H55L56 201H55V203L52 202ZM145 201H146V204H145ZM207 201H208V203H205ZM255 201H253V202H255ZM212 202H214V203H212ZM229 202L231 204H234L231 201H229ZM253 202L249 201V204L250 203L253 204ZM160 203H163V204L159 205ZM164 203L166 205H164ZM178 203H179V205H178ZM181 203H182V205H181ZM172 204H173V206H172ZM174 204L177 205V206L175 205V208L177 207L176 209L174 208ZM188 204H189V202H188ZM210 204H212V205H210ZM214 204H215V206H214ZM45 205H47V203ZM52 205H51V208H53ZM58 205H59V203H58ZM162 205L165 206V207L167 205L168 206L169 205L171 206V207L170 206L168 207V208H170V210H168V208H165L164 207V210L168 211L167 212L168 214L166 213V211H163V208L161 209V207H163ZM180 205L184 207L185 210L183 209V207H181V209H183L184 211L179 208ZM209 205H210V207H209ZM154 206L156 207V209H155ZM217 206H218L219 210H218V208H216ZM116 207H118L116 209L117 212H115L116 211L115 210ZM30 208L32 209V207H30ZM242 208L244 210H241ZM259 208H260V210H259ZM251 209H253V208H251ZM261 209H263V211ZM159 211H161V212H159ZM219 211H221V212H219ZM176 212H178V213H176ZM249 212H251V213L249 214ZM261 212H259L260 215H261ZM172 213H173V215H171ZM196 213H197V211H196ZM233 214H235V213H233ZM108 215H110V217ZM162 215H163V217H162ZM246 215H245V217H247ZM52 217H54V216H52ZM243 218H244V216H242L241 219H243ZM162 219H163L164 222H166L168 224H164L162 222ZM52 225H54V224L51 223L50 227L47 229V235H48L47 236V240L48 241L50 240L51 242H53V240H54L51 237L52 236L51 233H54V232L57 231V230L55 231V229H56L55 226H52ZM83 225H86V224L83 223ZM41 227L42 226H40V229H42ZM82 227H84V226H82ZM259 229H257V230H259ZM86 230H87V228H86ZM38 233L40 235L41 234L43 235V231L42 230L39 231ZM56 233H54V234H56ZM60 236L61 235L59 234V237ZM210 236L212 237L211 239H210ZM207 238L209 240H211V241L213 239L218 240L219 241L218 242L219 244L217 243V241H216V244H218L219 247H214L213 246L214 240L212 241L213 244L209 246L208 245L209 242L206 241V240H208ZM256 239H258V241H259L258 243H257ZM261 240H263V242H261ZM69 241L66 242V245H67V243H69L68 244L69 247H68V245L67 246L65 245V246L67 248H70V249H67V250L68 251L70 250L73 255L71 253H69L68 256H72V258H73V257L76 256V253H75V250L73 249L74 247L71 248V246H73V245H71L72 243L70 244ZM88 243H87V245H88ZM221 244H223V246H225V247H221L220 248ZM226 247L229 250L226 249ZM72 249L74 250V252H73ZM212 249L213 250L215 249L214 252H213ZM69 258H71V257L66 258V260L68 259L67 261H65L66 263H69V264H72V263L79 264L80 261H81V260H79L80 256H78V254H77V256H76L75 259L74 258L71 259L73 262ZM75 260H77L78 262H76Z\"/></svg>","mask_w":264,"mask_h":264}]
</instances>
